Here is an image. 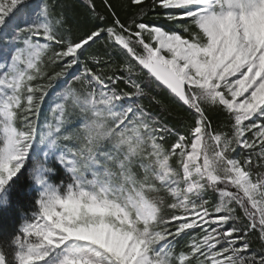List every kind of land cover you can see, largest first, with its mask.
Here are the masks:
<instances>
[{
	"label": "snow or ice",
	"instance_id": "6c2138e0",
	"mask_svg": "<svg viewBox=\"0 0 264 264\" xmlns=\"http://www.w3.org/2000/svg\"><path fill=\"white\" fill-rule=\"evenodd\" d=\"M69 7L0 0V264H264V0Z\"/></svg>",
	"mask_w": 264,
	"mask_h": 264
},
{
	"label": "trees",
	"instance_id": "16d2710c",
	"mask_svg": "<svg viewBox=\"0 0 264 264\" xmlns=\"http://www.w3.org/2000/svg\"><path fill=\"white\" fill-rule=\"evenodd\" d=\"M65 2L70 5L68 12L70 16H75L77 15L81 9L79 7L80 0H65ZM129 15H131V12H121V17L122 19H126ZM151 16H154L155 13H151ZM158 23H165L163 21V18H161ZM161 97L164 99L165 103L169 104L171 107V114L167 115L166 118L169 120L170 124H176L178 127L180 126L181 123V116L184 115V110L180 108L178 105L174 104L168 97L166 92H161L160 93ZM147 104V101H145ZM154 111H159V108L153 106ZM222 119V117H221ZM27 175V174H26ZM25 178L21 177L20 181L17 182L16 189L13 192V202L14 204L20 203L24 204L25 203V198L21 197L18 195L20 192V189L24 186ZM13 225V213L12 212H6V213H0V227L6 228V229H11Z\"/></svg>",
	"mask_w": 264,
	"mask_h": 264
}]
</instances>
